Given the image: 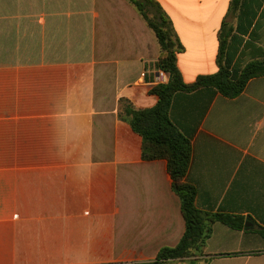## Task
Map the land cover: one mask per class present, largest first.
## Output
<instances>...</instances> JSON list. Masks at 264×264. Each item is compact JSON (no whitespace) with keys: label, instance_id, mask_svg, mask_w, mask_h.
I'll list each match as a JSON object with an SVG mask.
<instances>
[{"label":"crops","instance_id":"1","mask_svg":"<svg viewBox=\"0 0 264 264\" xmlns=\"http://www.w3.org/2000/svg\"><path fill=\"white\" fill-rule=\"evenodd\" d=\"M154 1L187 84L217 72L221 33L231 65L264 55V0ZM159 54L127 0H0V264H138L178 244L167 162L144 160L119 117L121 99L157 102ZM170 118L196 208L244 229L216 222L203 256L164 264H264V76L234 98L177 93Z\"/></svg>","mask_w":264,"mask_h":264},{"label":"trees","instance_id":"2","mask_svg":"<svg viewBox=\"0 0 264 264\" xmlns=\"http://www.w3.org/2000/svg\"><path fill=\"white\" fill-rule=\"evenodd\" d=\"M127 1L153 31L160 49L154 68L164 71L168 80L165 84H156L149 88L148 93L157 97V102L152 107L137 109L127 99H121L119 117L141 137L144 160L163 159L167 162L172 188L179 197L185 222L184 233L176 246L163 247L154 260L138 264H164L168 261L203 256L214 223L219 222L231 229L242 230L244 220L241 217L212 214L196 208V191L186 181L191 161V142L171 121V103L177 93L203 88L214 89L228 98L238 96L244 91L249 80L264 76V55L244 66L231 65L225 57L228 34L221 33L216 58L217 72L200 75L193 83L187 84L177 66V53L182 50V46L174 38L170 23L161 8L154 0Z\"/></svg>","mask_w":264,"mask_h":264},{"label":"built area","instance_id":"3","mask_svg":"<svg viewBox=\"0 0 264 264\" xmlns=\"http://www.w3.org/2000/svg\"><path fill=\"white\" fill-rule=\"evenodd\" d=\"M145 73L141 74V77H144ZM168 80L167 74L162 70H157L156 76L153 80V83L156 84H165Z\"/></svg>","mask_w":264,"mask_h":264},{"label":"water","instance_id":"4","mask_svg":"<svg viewBox=\"0 0 264 264\" xmlns=\"http://www.w3.org/2000/svg\"><path fill=\"white\" fill-rule=\"evenodd\" d=\"M247 226H248V222H245V227L247 228Z\"/></svg>","mask_w":264,"mask_h":264},{"label":"rangeland","instance_id":"5","mask_svg":"<svg viewBox=\"0 0 264 264\" xmlns=\"http://www.w3.org/2000/svg\"><path fill=\"white\" fill-rule=\"evenodd\" d=\"M150 98V97H149ZM143 105H147V104H143Z\"/></svg>","mask_w":264,"mask_h":264}]
</instances>
